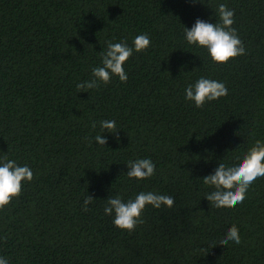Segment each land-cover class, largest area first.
Listing matches in <instances>:
<instances>
[{
    "label": "trees",
    "instance_id": "16d2710c",
    "mask_svg": "<svg viewBox=\"0 0 264 264\" xmlns=\"http://www.w3.org/2000/svg\"><path fill=\"white\" fill-rule=\"evenodd\" d=\"M219 4L234 11L246 51L225 64L184 39L197 19L220 23ZM140 34L151 43L125 62L126 82L114 76L78 92L102 66L106 42L132 47ZM200 77L223 82L228 95L195 107L185 88ZM103 120L119 132L102 133ZM256 140L264 142V0H0V156L34 174L0 209L9 264H264V177L228 209L204 199L214 189L202 182ZM144 158L155 175L129 179L128 162ZM140 192L175 203L146 206L132 231L114 227L105 201ZM86 195L94 202L82 211ZM232 225L241 243L219 245Z\"/></svg>",
    "mask_w": 264,
    "mask_h": 264
},
{
    "label": "clouds",
    "instance_id": "9594fccd",
    "mask_svg": "<svg viewBox=\"0 0 264 264\" xmlns=\"http://www.w3.org/2000/svg\"><path fill=\"white\" fill-rule=\"evenodd\" d=\"M218 16L220 23H209L197 19L193 26L184 28V39L188 45H195L207 50L208 56L214 64H225L229 60L246 54L245 48L239 39L234 23V11L225 4H219ZM150 38L147 34L136 36L129 47L124 42H106V50L99 53L101 65L92 69V79L76 85L78 92L98 88L100 84L107 85L115 76L120 82H126L128 75L124 70L125 62L133 55V52H141L150 46ZM194 69L193 71H195ZM228 95V90L223 82L198 78L194 84L185 88V99L194 103L195 107L201 108L206 102L215 101ZM101 132L118 133L114 120H103L99 122ZM96 128V122L91 125ZM87 139V138H86ZM95 142L104 146L106 138L97 134ZM91 144V140L88 141ZM126 176L137 181L151 178L155 175L156 165L151 159H137L129 161ZM264 177V142L256 140L247 152L240 158L235 166L219 163L212 174L204 177L202 182L214 190L206 193L204 199L213 207L220 209L233 208L246 198L249 187L257 178ZM34 174L27 165L20 166L5 154L0 156V209L5 208L14 198L20 196L23 182H30ZM94 202L91 196L85 197L82 211H87L88 206ZM175 201L168 195L155 192H140L134 199L124 201L119 195L109 197L105 201L104 214L113 216V225L117 229L132 231L137 223H142L139 218L146 206L154 209L172 208ZM229 242L239 245L241 238L239 229L232 225L229 227L219 241V245L227 246ZM215 247V246H214ZM0 264H9V261L0 257Z\"/></svg>",
    "mask_w": 264,
    "mask_h": 264
}]
</instances>
